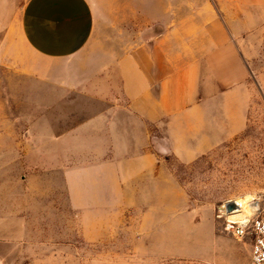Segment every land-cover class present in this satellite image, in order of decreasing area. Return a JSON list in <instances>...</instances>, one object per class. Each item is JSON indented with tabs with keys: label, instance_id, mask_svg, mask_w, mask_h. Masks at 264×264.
Instances as JSON below:
<instances>
[{
	"label": "crops",
	"instance_id": "obj_1",
	"mask_svg": "<svg viewBox=\"0 0 264 264\" xmlns=\"http://www.w3.org/2000/svg\"><path fill=\"white\" fill-rule=\"evenodd\" d=\"M133 1L102 0L112 24L94 39L91 0H0V70L10 72H0L1 175L15 166L18 178L42 159L63 166L62 179L72 180L65 142H8L10 116L17 132L24 119L28 133L39 131L41 102L53 133L71 132L69 122L79 115L81 132L95 135L88 148L99 159L98 180L138 196H147V170L169 159L193 161L245 129L249 67L241 33L227 23L248 19L247 0H195L149 42L147 0L142 12H121Z\"/></svg>",
	"mask_w": 264,
	"mask_h": 264
},
{
	"label": "rangeland",
	"instance_id": "obj_2",
	"mask_svg": "<svg viewBox=\"0 0 264 264\" xmlns=\"http://www.w3.org/2000/svg\"><path fill=\"white\" fill-rule=\"evenodd\" d=\"M91 1L96 39L112 22L102 0ZM141 1L121 12H142ZM194 1L147 0V42L170 27L176 12L191 11ZM247 3L248 19L227 23L241 33L239 46L249 67L252 99L245 129L193 161L169 159L154 173L147 170V196L98 180L99 159L88 148L95 135L81 132L79 115H73L65 134L51 131L45 102L36 133L27 132L30 119L18 123L17 132L10 116L9 143L70 147L72 180L62 179L63 166L42 159L38 166H24L18 178L15 166L0 173L7 190L0 191V264H250L251 237L235 238L217 217L231 199H258L264 205V0ZM8 91L17 92L16 87Z\"/></svg>",
	"mask_w": 264,
	"mask_h": 264
},
{
	"label": "built area",
	"instance_id": "obj_3",
	"mask_svg": "<svg viewBox=\"0 0 264 264\" xmlns=\"http://www.w3.org/2000/svg\"><path fill=\"white\" fill-rule=\"evenodd\" d=\"M243 205L237 199L226 201L219 207L217 217L224 221V228L235 238L250 236L252 253L250 264H264V205L251 199Z\"/></svg>",
	"mask_w": 264,
	"mask_h": 264
},
{
	"label": "bare ground",
	"instance_id": "obj_4",
	"mask_svg": "<svg viewBox=\"0 0 264 264\" xmlns=\"http://www.w3.org/2000/svg\"><path fill=\"white\" fill-rule=\"evenodd\" d=\"M238 200V202H240L241 204H243L244 206L245 205H249L248 203H249V201H250V198H238L237 199Z\"/></svg>",
	"mask_w": 264,
	"mask_h": 264
}]
</instances>
